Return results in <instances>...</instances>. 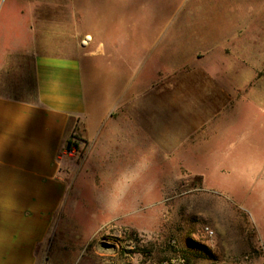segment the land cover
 <instances>
[{"label":"rangeland","instance_id":"374dc122","mask_svg":"<svg viewBox=\"0 0 264 264\" xmlns=\"http://www.w3.org/2000/svg\"><path fill=\"white\" fill-rule=\"evenodd\" d=\"M33 1L61 20L76 13L66 42L94 57L84 70L96 112L122 87L106 41L138 78L122 139L103 130L90 145L77 132L78 151L61 154L67 195L38 264H264V0ZM0 88L35 100L29 60ZM148 161L151 217L109 216L113 174Z\"/></svg>","mask_w":264,"mask_h":264},{"label":"crops","instance_id":"0c3cea01","mask_svg":"<svg viewBox=\"0 0 264 264\" xmlns=\"http://www.w3.org/2000/svg\"><path fill=\"white\" fill-rule=\"evenodd\" d=\"M69 2L76 7V0ZM61 15L66 18L60 11L44 15L33 0H0V76L29 60L36 93L35 100H21L0 88V264H38L39 247L66 199L59 160L71 136L81 132L91 145L105 130L122 139L115 127L128 125L131 117L126 85L138 78L130 60L114 62L106 41L107 66L120 74L122 87L96 112L84 70L94 57L66 42L65 33L75 31L67 23H76V13L67 20ZM145 77L143 71L142 85ZM259 123L264 127L263 118Z\"/></svg>","mask_w":264,"mask_h":264},{"label":"clouds","instance_id":"9594fccd","mask_svg":"<svg viewBox=\"0 0 264 264\" xmlns=\"http://www.w3.org/2000/svg\"><path fill=\"white\" fill-rule=\"evenodd\" d=\"M149 168V161L144 162L143 167L137 162L113 174L104 193V206L109 216L129 224L141 223L151 217L156 190L146 182Z\"/></svg>","mask_w":264,"mask_h":264},{"label":"built area","instance_id":"2783aa9c","mask_svg":"<svg viewBox=\"0 0 264 264\" xmlns=\"http://www.w3.org/2000/svg\"><path fill=\"white\" fill-rule=\"evenodd\" d=\"M73 141H74V144L72 145L70 152L76 153L78 151L81 143H80V140H78V139H74Z\"/></svg>","mask_w":264,"mask_h":264},{"label":"trees","instance_id":"16d2710c","mask_svg":"<svg viewBox=\"0 0 264 264\" xmlns=\"http://www.w3.org/2000/svg\"><path fill=\"white\" fill-rule=\"evenodd\" d=\"M74 139H77V136L75 134H73L71 136V138L69 139V141L67 142V149L68 150H71L72 145L74 144V141H73Z\"/></svg>","mask_w":264,"mask_h":264}]
</instances>
